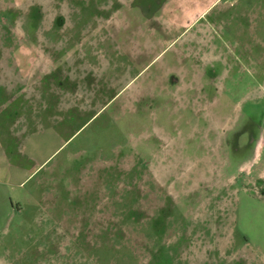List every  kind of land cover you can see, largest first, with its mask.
<instances>
[{
	"label": "rangeland",
	"instance_id": "obj_1",
	"mask_svg": "<svg viewBox=\"0 0 264 264\" xmlns=\"http://www.w3.org/2000/svg\"><path fill=\"white\" fill-rule=\"evenodd\" d=\"M146 2L0 0V78L35 106L4 108L0 264H254L241 253L264 248V0L217 4L231 34L198 81L178 41L125 39ZM64 74L89 81L45 96Z\"/></svg>",
	"mask_w": 264,
	"mask_h": 264
},
{
	"label": "crops",
	"instance_id": "obj_2",
	"mask_svg": "<svg viewBox=\"0 0 264 264\" xmlns=\"http://www.w3.org/2000/svg\"><path fill=\"white\" fill-rule=\"evenodd\" d=\"M220 1L222 0H164L163 3L157 9H155V11H153L152 14H150V16L148 17L143 16L142 13H139L142 17L138 15L140 24L136 26V29H133L132 19L130 20L124 19V22H126V25H124L125 31L126 32L129 31L127 36H125V39L128 42L130 39L132 40V37L136 39L138 45L140 46V48L137 49L138 54L148 53L150 48H155L157 46L158 42H160L161 44L168 41L169 43L167 42L168 44H166V47H168L169 44L178 41L181 44L180 53L184 54L185 58L190 60L189 66L190 68L191 67L194 68V70L191 72V75L194 73V76L198 81V79L202 76V74L200 73L202 72V70L197 71L198 69L197 67L199 66L197 64L198 62L197 58L201 59L204 65L207 64L205 67H209L208 65H211V62L213 61H219L220 59H223L224 58L223 47L222 45L219 44H222L221 40L223 39L224 35H227L229 33L231 34V32L228 31L226 34L223 35V31H226L225 28L226 24L221 23L217 19H209L210 13L213 11V9L217 6V4ZM131 16H133V14H131ZM201 24L205 26L206 34L204 33L202 34L197 30V35L193 36L196 39L189 38L188 36L189 32ZM162 27L168 28L169 30L165 32V34H163L160 32ZM222 27H224V29L220 31V28ZM236 31L237 32L234 31V34H236L238 37V35H240L241 33L238 30ZM114 39H117V37L116 38L114 37ZM151 40L155 42L156 46L154 47L151 46ZM128 42H127L128 45L127 51H129V53L134 54L133 51L134 48L132 44H129L130 42L129 43ZM188 42H190V44L194 43V47H192L191 48L192 50L190 51L195 53L194 56L189 55L187 53L189 52L186 46ZM147 66L148 65H146V67ZM16 70L18 71L19 69ZM100 72L98 73V71L97 72L94 71L93 73L92 71L89 76L90 77L93 76L95 81L96 80L101 81L102 80L101 78L103 77L104 79L103 82L109 87L110 86L109 83L111 82V79L108 76L104 77V75H106V70H104L103 72L101 70ZM186 73L187 72L183 74H179L181 77L180 79H182L181 81L187 80L184 79ZM2 74L0 73V75ZM28 74L31 75L30 72L24 73V75H28ZM2 77L0 78V113H1L0 135L3 132V127H1V123L7 121V119H5L6 116L4 114L7 112L8 109V108L4 109L6 105H10L11 108L13 107L15 114L18 113L19 117H22L24 115V117L27 118L28 114H32L35 111L32 95L28 96L25 93V91L28 90L27 85L23 86L21 83L12 84L5 81V78ZM1 79L3 80V82H1L2 81ZM88 81L89 79L86 74L77 77L64 74L61 76L59 86H57L58 84L52 86V84H50L51 83V79H50L46 81L47 83L45 85V87L46 88L48 87V89H46L45 87L43 88L46 89L45 96L47 91H57L55 88H57L58 91H62V92H67V91L70 92L71 90L82 91L85 89L84 84H86ZM132 81L133 79H131L129 83ZM124 88L125 87H123L122 89ZM108 89L110 90L111 87ZM33 90L36 89L34 88ZM64 104L68 105V103L62 101V103L58 102L57 105L52 104V106L54 107ZM52 106L49 105V107ZM0 148H4L3 143L0 144ZM243 184L244 185L249 184V181L246 177L243 179ZM258 191L260 192V190ZM256 192L257 191H255V193ZM2 203H5V201ZM261 257H264V248H260V247L254 248L253 252L250 251V252L241 253V258L245 260L246 258H249L250 260H252L254 264H263L262 261L260 263L257 262V259L258 258L261 259Z\"/></svg>",
	"mask_w": 264,
	"mask_h": 264
},
{
	"label": "flooded vegetation",
	"instance_id": "obj_3",
	"mask_svg": "<svg viewBox=\"0 0 264 264\" xmlns=\"http://www.w3.org/2000/svg\"><path fill=\"white\" fill-rule=\"evenodd\" d=\"M148 2H151L152 1V3H147L146 2V9H144V12L145 13H149L148 11H149V9L150 8H157V7H159V5H161V2L163 1V0H147ZM160 3V4H159ZM142 7H143V5H142ZM146 15H148V14H146Z\"/></svg>",
	"mask_w": 264,
	"mask_h": 264
},
{
	"label": "trees",
	"instance_id": "obj_4",
	"mask_svg": "<svg viewBox=\"0 0 264 264\" xmlns=\"http://www.w3.org/2000/svg\"><path fill=\"white\" fill-rule=\"evenodd\" d=\"M155 11V10H154ZM151 13H149V15H150Z\"/></svg>",
	"mask_w": 264,
	"mask_h": 264
}]
</instances>
